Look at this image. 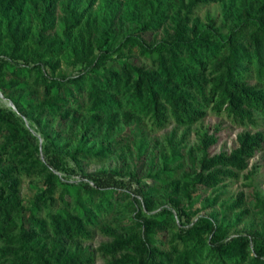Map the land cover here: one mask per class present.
I'll return each instance as SVG.
<instances>
[{
  "label": "trees",
  "instance_id": "obj_1",
  "mask_svg": "<svg viewBox=\"0 0 264 264\" xmlns=\"http://www.w3.org/2000/svg\"><path fill=\"white\" fill-rule=\"evenodd\" d=\"M209 2L221 6L218 23L194 14ZM60 60L82 67L71 76L45 71L57 70ZM0 92L55 135L65 127L91 135L103 129L105 143L79 156L100 161L118 148L145 208L158 192L169 203L146 213L129 201L135 215L115 232L107 216L126 197L137 198L100 179L61 181L35 155L40 145L13 109L2 105L0 264H92L94 249L82 241L94 227L110 237L96 246L110 254L102 264H264V194L253 193L251 210L261 223L246 233L228 232L248 212L239 208L242 191L219 202V193L206 195L192 207L198 186L214 192L238 177L262 147V131L240 130L229 151L216 153L208 150L213 133H198L185 151V131L175 137L176 126H189L207 109L239 124L264 119V0H0ZM116 115L141 130L174 126L161 145H149L141 130L112 135ZM20 175L42 178L27 204ZM243 176L250 186L251 171ZM215 202L216 210L191 220ZM175 210L181 229L173 225Z\"/></svg>",
  "mask_w": 264,
  "mask_h": 264
},
{
  "label": "rangeland",
  "instance_id": "obj_2",
  "mask_svg": "<svg viewBox=\"0 0 264 264\" xmlns=\"http://www.w3.org/2000/svg\"><path fill=\"white\" fill-rule=\"evenodd\" d=\"M194 14L198 16L201 20L204 19V15H209L215 19L218 23L220 22L221 16V6L218 2H209L206 4H200L194 10ZM160 35L159 31L155 34L152 32L148 38H158ZM6 57V56H2ZM135 61L138 63H144L142 57L135 56ZM131 58V59H134ZM80 64H67L63 60H60L59 67L54 72L48 66H45V71L47 73L55 74L57 71H61L69 76L74 75L81 69ZM2 94V93H1ZM9 98L0 95V109L4 112L6 111L2 108V105L7 106ZM9 107V106H7ZM14 113L12 116L16 121L27 131V133L33 139V145L39 143V151L34 148V153L42 160L47 162L51 170L57 174L61 181L73 182L75 184H82L89 182L93 179H100L102 183H108L114 187L124 190L137 198V201L130 200V197H126L118 206L117 212H114L111 216H107V224L115 231L121 232L123 219L129 216H134V208L141 209L146 213H156L163 210L165 207L169 206L168 202H165L161 194L155 193L153 197L152 205L149 209H146L142 198L140 196V191L138 188L137 181L128 174L129 167L127 166V159L124 155L119 152L116 148L110 155L100 161L87 160L78 153L81 149H95L100 143H105L101 141L102 131L99 135H91L89 133L82 134L81 129L74 126L72 129L67 127L61 131L60 134H53L51 132V126L41 127V123L36 120V113L24 108L22 111H18L13 108ZM117 122L114 124V133H127L140 131L141 126H136L131 128L128 124L123 123L119 118V115L115 116ZM174 124L172 122L166 124L160 129H142L141 135L143 139L152 145L154 141H157V146L161 145L163 141V136L169 133ZM104 127V126H103ZM261 130L264 135V119L257 118L255 123H236L225 113H215L207 109L205 114L194 123L187 127L176 126L175 137H179L183 131H185V146L184 151L196 142L197 135L200 132L207 131L208 133H213L216 136V141L212 144L208 150L210 153H216L219 151L227 152L229 149L235 145V134L240 130ZM50 133L51 138L47 137L44 133ZM140 135V134H139ZM156 146V147H157ZM110 170H115L116 172L110 173ZM139 171H144L143 162L138 165ZM251 171V185H246V178L243 176ZM144 180H148L147 177ZM43 186L41 176H19V196L24 204L28 203L29 198L33 193L37 192ZM258 190L260 194H264V140L262 142V147L259 148L254 154L247 158L246 167L238 172L237 178L224 179L223 183L214 192L210 189L198 186L193 193V203L192 207H197L200 205L201 200L206 195H211L213 193H219L217 202L223 199H232L238 191L244 193V200L239 208H246L248 212L239 220L237 224L229 229V233H246L249 229L258 228L261 223V217L257 213H253L251 206L253 203V193ZM134 202V208L129 204ZM217 202L214 204L200 209L194 216L191 217L193 221L196 217L205 216L210 210H216L218 208ZM173 225L181 229L180 218L178 217V212H174ZM182 219V218H181ZM159 233L158 235H160ZM110 237L102 233L98 227L92 229V236L90 239L82 241V244H87L89 248L94 249L93 263L92 264H102L106 259L109 258V253H104L102 251L96 250V246L101 241H107ZM157 243L161 247L166 248V244Z\"/></svg>",
  "mask_w": 264,
  "mask_h": 264
},
{
  "label": "water",
  "instance_id": "obj_3",
  "mask_svg": "<svg viewBox=\"0 0 264 264\" xmlns=\"http://www.w3.org/2000/svg\"><path fill=\"white\" fill-rule=\"evenodd\" d=\"M0 95L2 96L1 92H0ZM8 102L11 104V106H12L13 108H15L14 105H13V103L11 102L10 99H8Z\"/></svg>",
  "mask_w": 264,
  "mask_h": 264
},
{
  "label": "bare ground",
  "instance_id": "obj_4",
  "mask_svg": "<svg viewBox=\"0 0 264 264\" xmlns=\"http://www.w3.org/2000/svg\"><path fill=\"white\" fill-rule=\"evenodd\" d=\"M6 102H7V106H9L10 108L13 109V107L11 106V104L8 101H6Z\"/></svg>",
  "mask_w": 264,
  "mask_h": 264
}]
</instances>
